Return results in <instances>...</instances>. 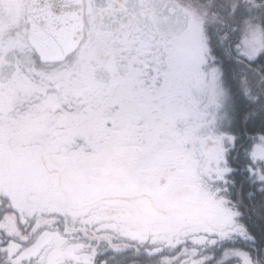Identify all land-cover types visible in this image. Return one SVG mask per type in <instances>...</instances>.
<instances>
[{"label": "snow or ice", "instance_id": "1", "mask_svg": "<svg viewBox=\"0 0 264 264\" xmlns=\"http://www.w3.org/2000/svg\"><path fill=\"white\" fill-rule=\"evenodd\" d=\"M0 264H264V0H0Z\"/></svg>", "mask_w": 264, "mask_h": 264}]
</instances>
